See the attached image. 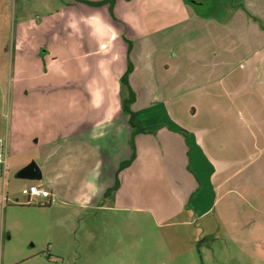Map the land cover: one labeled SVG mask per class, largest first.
I'll return each instance as SVG.
<instances>
[{
    "label": "crops",
    "instance_id": "obj_1",
    "mask_svg": "<svg viewBox=\"0 0 264 264\" xmlns=\"http://www.w3.org/2000/svg\"><path fill=\"white\" fill-rule=\"evenodd\" d=\"M151 1L114 0L112 6L62 1L60 25H68L84 52L71 56L80 62L70 67L77 71L62 85L64 98L38 96L52 86L42 82L21 88L16 116H10L6 130L5 144L15 151L11 164L19 170L36 161L42 178L28 180L52 192L50 204L57 199L77 208H99L100 201L109 199L121 202L117 208H130L133 201L146 200L165 213L192 212L193 220L216 206L224 221L235 212L231 222L238 229L233 242L249 244L246 256L255 264L258 244L264 245V234L259 232L264 229V39L243 58L251 72L236 84L233 77H215L191 89L182 88V81L176 87L163 83L159 96L154 93L140 100L148 86H140L138 79L158 73L147 44L151 31L160 27L152 21L164 16L161 26L169 28L190 12L188 5L175 8L174 0H154V10L149 9L146 4ZM258 3L264 0H239L243 8L255 7L240 15L247 20L240 31H246L255 16L261 28L257 25L252 34L264 35V8ZM239 14L236 11L233 19ZM176 15L180 19L175 20ZM130 64L129 80L136 93L133 121L143 127L135 133L121 95L120 79ZM166 69L164 74H171L169 64ZM185 95L193 98L186 106ZM116 182V196H106V189ZM8 197L0 193V208ZM0 242L5 245L2 236Z\"/></svg>",
    "mask_w": 264,
    "mask_h": 264
},
{
    "label": "rangeland",
    "instance_id": "obj_2",
    "mask_svg": "<svg viewBox=\"0 0 264 264\" xmlns=\"http://www.w3.org/2000/svg\"><path fill=\"white\" fill-rule=\"evenodd\" d=\"M62 1L0 0V146H6L9 118L16 116L17 101L23 95L21 88L26 83L55 86L47 87L37 95L61 99L65 96L62 85L77 71L70 67L80 60L71 59V56L84 52L85 47L70 35L67 24L60 25ZM172 2L175 8L179 4L188 5L190 12L183 22L169 28L161 26L165 24L164 16L152 21L160 27L151 31L147 44L154 54L158 73H145L146 77L138 79L142 81L140 86H148L144 88V94H140V100L154 93L159 96L163 83L176 87L182 81V88L191 89L210 83V79L233 77L236 84L237 79L251 72L243 58L254 52L264 35L261 32L252 34L253 29L261 28V20H256L255 16L249 19L250 27L240 31L247 21L240 15L248 13V9L254 10V6L243 8L239 0ZM154 3L152 0L146 7L154 10ZM236 5H241V9ZM257 6L262 9L264 3ZM225 11L230 15L223 17ZM236 11L240 14L233 19ZM174 17L176 20L181 16ZM240 63H244L241 68ZM168 64L171 74H164ZM191 100V95H185V106ZM156 101L159 102L160 97ZM184 118L189 120L187 113ZM6 150L5 173L0 164V193L9 197L0 208V237L4 238L5 244L2 246L0 242V264H15L16 261V264L251 263L246 256L249 244L239 246L233 242L238 229L231 222L235 212H229L224 221L219 217V206H216L207 216L193 220L192 212L165 213L146 200L133 201L135 206L132 208H117L115 206L121 202L114 203L109 199L100 201L99 208H77L57 199L51 204L45 200L31 203L22 190L32 181L18 178L21 168L18 170L11 164L15 151L9 144ZM73 188L77 189L76 186ZM118 188L119 184L111 194L113 197ZM120 197L122 199V195ZM259 232L264 234V229ZM260 244L253 261L255 264H264L260 259L264 245L261 244V249Z\"/></svg>",
    "mask_w": 264,
    "mask_h": 264
},
{
    "label": "trees",
    "instance_id": "obj_3",
    "mask_svg": "<svg viewBox=\"0 0 264 264\" xmlns=\"http://www.w3.org/2000/svg\"><path fill=\"white\" fill-rule=\"evenodd\" d=\"M86 1L91 3L92 5H96V6L103 5L107 2L110 4V6H112L113 2H114V0H99V1H94V2H92L91 0H86ZM132 71H133V66L130 64L127 72L123 73L120 80H121V85H122L121 95H122L123 111L125 112V114L130 116L131 123L134 125V133H135L137 131H142L143 127L135 124L133 121V111H132L131 106L134 103V101L136 100V93H135V90L133 89V87L131 86V84L129 82V75H130V73H132ZM131 161L132 160H129L125 163L123 162L121 164V168H124L126 165L130 164ZM118 182H116L114 184V186H112L111 188H109L107 190V192L105 194L106 196L114 193V191L118 187ZM47 203H49V202H47Z\"/></svg>",
    "mask_w": 264,
    "mask_h": 264
},
{
    "label": "built area",
    "instance_id": "obj_4",
    "mask_svg": "<svg viewBox=\"0 0 264 264\" xmlns=\"http://www.w3.org/2000/svg\"><path fill=\"white\" fill-rule=\"evenodd\" d=\"M1 141V140H0ZM7 150L6 146H0V164L3 165L4 173L7 167ZM23 193L27 195L28 202L37 203V201L45 200L46 202H50V198L52 197V192L44 187L43 185L35 184L29 185L28 187L23 188Z\"/></svg>",
    "mask_w": 264,
    "mask_h": 264
},
{
    "label": "water",
    "instance_id": "obj_5",
    "mask_svg": "<svg viewBox=\"0 0 264 264\" xmlns=\"http://www.w3.org/2000/svg\"><path fill=\"white\" fill-rule=\"evenodd\" d=\"M18 177L39 180L42 178V171L36 161H30L19 170Z\"/></svg>",
    "mask_w": 264,
    "mask_h": 264
},
{
    "label": "flooded vegetation",
    "instance_id": "obj_6",
    "mask_svg": "<svg viewBox=\"0 0 264 264\" xmlns=\"http://www.w3.org/2000/svg\"><path fill=\"white\" fill-rule=\"evenodd\" d=\"M108 3V2H107Z\"/></svg>",
    "mask_w": 264,
    "mask_h": 264
}]
</instances>
